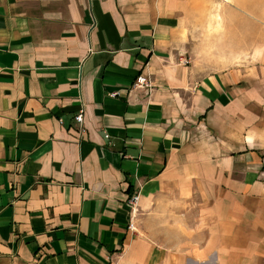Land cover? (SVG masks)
Listing matches in <instances>:
<instances>
[{
    "label": "crops",
    "instance_id": "crops-1",
    "mask_svg": "<svg viewBox=\"0 0 264 264\" xmlns=\"http://www.w3.org/2000/svg\"><path fill=\"white\" fill-rule=\"evenodd\" d=\"M195 9L0 0V264H264V62L194 64Z\"/></svg>",
    "mask_w": 264,
    "mask_h": 264
},
{
    "label": "rangeland",
    "instance_id": "rangeland-1",
    "mask_svg": "<svg viewBox=\"0 0 264 264\" xmlns=\"http://www.w3.org/2000/svg\"><path fill=\"white\" fill-rule=\"evenodd\" d=\"M200 24L193 63L207 72L264 62V0H192Z\"/></svg>",
    "mask_w": 264,
    "mask_h": 264
},
{
    "label": "built area",
    "instance_id": "built-area-1",
    "mask_svg": "<svg viewBox=\"0 0 264 264\" xmlns=\"http://www.w3.org/2000/svg\"><path fill=\"white\" fill-rule=\"evenodd\" d=\"M185 64L188 63V61L184 62ZM135 88H144V89H149L152 90L153 84L152 81L149 77L146 76H139L134 84ZM115 96L116 94H112ZM75 121L82 126L84 123V113L81 111L76 117ZM139 203H140V194L139 192H134L127 201V207L129 208L130 212V224H129V229L132 232H137L136 228V220L139 216Z\"/></svg>",
    "mask_w": 264,
    "mask_h": 264
}]
</instances>
